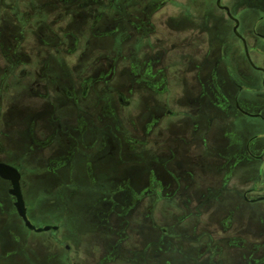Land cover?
<instances>
[{"label": "flooded vegetation", "instance_id": "flooded-vegetation-1", "mask_svg": "<svg viewBox=\"0 0 264 264\" xmlns=\"http://www.w3.org/2000/svg\"><path fill=\"white\" fill-rule=\"evenodd\" d=\"M221 3L231 6L223 0ZM141 4L146 5V0H142ZM175 4L187 16L198 18V6L193 2ZM217 7L227 14L218 4ZM4 8L8 9V6L1 7L3 24L10 30ZM30 8L36 11H30L27 16L28 12L22 13L19 7H10L15 20L11 29L16 34L11 31L0 34V121L9 114L1 108L3 102L11 104L12 108L16 102L26 105L13 114L18 121L13 130L16 139L11 143V132H4L5 138H9L10 144L16 148L12 145L1 147L0 152L7 156L0 157V162L19 170L22 193L23 188H27L31 180L34 181L35 193L30 204H27L23 193L27 215L29 210L37 214L49 212L51 208L58 220L70 223L77 215L73 212L83 216L99 211L101 218H113L118 215L126 217L134 210L135 217L139 213L148 222L152 207L159 204L165 212L170 210L173 213L175 210L181 213V223L184 218L202 214L199 207L205 203L207 196H210L208 202L222 198L227 213L224 225L214 224L206 235L198 234L197 240H192L194 247L207 239L205 243L208 253L212 254L210 257L219 254L215 249L221 250L223 264H232L238 258L241 264H264V128L256 127L248 131L237 117V113H241L264 120L263 112L250 111L244 106L251 96L264 93V63L253 55L257 52L262 56L264 52L257 45L250 46L248 38L243 35L236 36L242 48H230L227 55L224 48L230 44L219 41L222 52L215 55L211 49L215 38L207 33V58L198 63L192 59L191 51L186 54L176 51L173 54V50L163 48L161 38L155 41L146 36V46L134 42L130 53L122 59L123 64H131L127 72H120L115 61V65L102 63L98 74L85 75L94 67L90 61V65L82 68L73 65L77 69V78L71 83V70L65 63V53L79 52L78 57L86 60L87 52H104L102 46L112 34L71 36L74 32L68 31L57 38L52 34V47L39 49L38 7L30 2ZM206 9L202 12L204 17ZM69 14L70 9L64 15L69 18ZM174 19L178 21L180 16ZM206 21L208 24L209 21ZM65 26L66 23L59 29L66 31ZM185 30L190 33L187 38L190 47L198 45L199 25L187 26ZM178 31L183 32V29ZM257 34L264 38V34ZM117 36L114 50L118 52L127 36ZM74 41L76 47L71 53L68 47ZM43 42L49 45L48 41ZM142 48H146L149 59L137 55ZM151 52L155 55H150ZM170 54L176 58L168 61ZM89 55L93 57L92 53ZM211 56L216 57L217 63L222 62L234 70H239V60H246L257 72L253 75H262L258 90L251 87L244 90L243 83L237 81L234 93L229 89L233 95L217 103L221 109L227 110L228 118L233 120L239 133L235 135V140L231 139L230 145H235L238 152L233 159L229 157L225 161L227 171L217 197L208 194L216 183L207 175L213 173L215 151H218L216 144L219 143H216L215 132L209 129L214 124L207 117L209 105L204 102L206 88L198 76V69H204ZM183 57L190 58L183 62ZM168 68L170 71L177 68L173 80L168 76ZM172 84L174 96L159 103L160 113L146 124V97L153 94L161 98L170 91ZM231 172L237 173L232 181ZM0 181L8 183L7 191L13 198L18 216L22 218L15 204L17 198L10 193L11 180L0 175ZM202 189L207 191L206 195L200 193ZM86 193L88 199L82 200V194ZM61 197L66 199L60 212L54 206ZM111 201L115 204L109 203ZM138 204L142 210L138 208L137 213ZM226 206L230 208L227 210ZM210 207L211 204H208L207 210ZM211 213L208 212V217H212ZM249 219H254V225L248 224ZM102 221L97 225L89 224L86 228L68 224L67 237L87 232L102 235L117 233L114 226L102 224ZM149 222L150 227L159 230L160 240L172 235L170 229L156 219ZM51 225L61 228L59 224ZM219 232L220 235H216ZM174 233L172 237H181L179 229ZM65 248L69 250L71 245L67 243ZM65 258L69 260L70 257L65 253Z\"/></svg>", "mask_w": 264, "mask_h": 264}, {"label": "rangeland", "instance_id": "rangeland-1", "mask_svg": "<svg viewBox=\"0 0 264 264\" xmlns=\"http://www.w3.org/2000/svg\"><path fill=\"white\" fill-rule=\"evenodd\" d=\"M30 2L38 7L37 43L39 49H50L52 47L51 43L54 42L52 34H54L55 38L68 31L74 32V35L71 36H75V34L79 36H94L100 33L112 34L107 37L108 40L102 46L104 52H99V54L91 52L93 57L89 55L91 54L90 52H87L86 60L78 57L79 52L76 54L65 53L67 59L65 63L68 69L71 70V83L77 78V69H74L73 65L82 68L85 65H90V61L94 67L86 71L85 75L98 74V71L102 68V63H114L115 65V61L118 62L120 72H127L131 64L129 62L123 64L122 59L130 53L134 42L138 41L143 46H146V36H151L154 40L161 38L163 48L173 50V54L176 51L177 53L182 51V54L191 51L192 59L198 63L205 61L207 58V33L208 36H214L215 38V44L211 46L215 55L220 51L222 52V44L219 41L230 44L229 47L226 45L224 48L227 55H229L230 48L232 50L233 48H242L238 44L237 35L233 30L234 21L226 13L218 9L216 0H146V5L141 4L142 0H0V34L3 35L4 32L8 31L16 34L14 29H11L15 20L9 9L14 6L19 7L22 13L28 12V16L30 11L31 13L36 11L31 10ZM191 2L198 6V18L187 16L180 10V6L175 4ZM223 3L231 5L232 13L240 20L239 31L248 38L250 46L257 45L264 52V38L257 34V32L264 34V0H223ZM5 4L8 6V9L4 8L8 17V23L6 24H8L10 30L5 28L2 20L1 7H4ZM205 7L207 9L204 17L202 12H204ZM69 9L70 17L68 18L64 14ZM176 16H180V20L176 21L174 19ZM206 20L209 21L208 24ZM64 23H66V31L59 29ZM196 24L199 25L198 45L190 47L187 39L190 33L185 28ZM179 28H182L183 32L178 31ZM120 34H124L127 37L122 40V46L120 45L122 49L117 52L114 50V43L118 37L117 35ZM258 39L260 40L259 42L257 41ZM43 41H48L50 46ZM75 47V41L70 42L68 49L73 53L72 50ZM137 53V55L140 54L139 56L146 58L145 60L149 59L146 57V48H142ZM153 54L155 55V52H151L150 55ZM253 55L254 58L262 60L264 63V54L260 56L259 53L253 52ZM175 58L176 56H171L170 54L167 60H174ZM186 58L190 57H183V62H187ZM213 58L215 59L214 61L217 60L216 57L211 56L205 62L204 69H198V76L200 80L204 81V87L206 88L204 102L209 105L206 110L208 113L207 117L210 123L214 124V127H208L215 132L216 143H219V145L216 144L218 151H215L217 155L213 173H210V175L206 174L216 183L213 190L208 192V194L217 197L218 192L221 191V182L227 171L224 166L225 161L229 157L233 159L238 152L237 147L233 144L230 145V143L236 139L235 135L239 134L233 120L228 118L227 110L221 109L217 103L224 100L225 97L233 95L237 87L235 86L237 81L243 83L244 90L247 87L258 90L257 88L261 86L262 75L260 77L253 75V73L257 74V72L249 66L246 60H239V70L232 68L231 70L222 62L217 63L218 60L214 62ZM0 64L2 63L0 62ZM175 69L170 71L168 68V76L171 80H173L175 75ZM258 78L260 79L257 81ZM229 89H232L233 93H229ZM174 92L175 89L172 84L170 91L165 96L160 98L158 95L150 94L146 97V124L153 116L160 113L157 105L164 103L169 96L172 98ZM198 96L201 97V94H198ZM14 104L13 108L11 104L6 102L1 105L3 111L10 114L5 120L0 121L1 151V147H10L12 145L9 142V138L4 136L6 130L11 132V143L16 139L13 130L16 128L18 121H16V116L13 114L19 108L26 106L19 105L18 102H16V105ZM244 106L250 111L264 113V93L257 97L251 96V100L244 102ZM237 117L238 122H241L242 127L247 128L248 131L256 127L264 128V120L260 117L241 113H237ZM230 120L232 122H229ZM204 125L206 126V124ZM175 130L176 127L173 128V131ZM140 135L143 138V134ZM229 145L230 147H228ZM13 147L16 148V146ZM6 156L4 152H0V157ZM229 175H231V181L237 177V173L233 174L231 172ZM33 183L34 181L31 180L27 188H23L27 204H30V201L34 198ZM8 186V183L0 181V264H223L224 262L223 253L219 249H215V252H219L218 255H215V253L214 257H210L212 254L208 253L205 243L207 239H203V243L196 244L197 247H194L193 242L194 239L197 240L198 234L203 236L204 234L206 235L208 230H212V225H224L223 220L227 213H225L224 203L221 201L222 198L208 202L207 200L210 196H207L205 203L199 207L202 214L199 217L184 218L181 223V213H177L175 210L173 213L170 210L165 212L163 206L154 205L150 220L156 219L160 224L167 226L170 229L169 233H172V235H167L160 240L159 230L156 231L150 227V220L147 222L137 212L138 208L142 210V206L139 207L140 203L135 209L138 213L136 215L137 218L134 210L131 215L126 217L118 215L113 218H101L99 211L83 216L73 212L77 215L72 219L73 222L70 223L65 220H58L56 212L51 208L49 212L43 211L44 213L37 214L29 210V218L37 226H43L51 222V224L61 225L58 230H31L24 224L23 219L18 216L13 204V198L7 191ZM200 193L206 195L207 191L202 189ZM203 194L201 195L203 196ZM82 195V200L88 199L87 193ZM64 198L66 199V197H61L55 203L54 209L61 212ZM109 203L115 204L113 201ZM208 204H211V209L207 210ZM143 208L146 210V202L143 203ZM229 208L226 206L227 210ZM208 212L211 213L212 217H208ZM109 219H111V222ZM101 220H104L102 224L104 222L108 226H114L117 233L102 235L87 232L75 233L71 238L67 237L66 226L68 224L86 228L89 224L97 225L101 223ZM155 224L160 227L158 223ZM248 224L254 225V219H249ZM130 226L133 228H128ZM179 226L181 228H178ZM178 229L181 237H172L175 234L174 231ZM123 230L126 232H123ZM216 235H220V232ZM67 243L71 245L69 250L65 248ZM65 253L67 256L69 255V260L65 258ZM239 260L241 259L238 258L236 262L231 263L241 264Z\"/></svg>", "mask_w": 264, "mask_h": 264}, {"label": "water", "instance_id": "water-1", "mask_svg": "<svg viewBox=\"0 0 264 264\" xmlns=\"http://www.w3.org/2000/svg\"><path fill=\"white\" fill-rule=\"evenodd\" d=\"M217 4L221 8L225 9L228 16L234 20L235 23L233 25V30H234L235 34L237 36H243V34L239 31L240 20L232 13L230 7L228 5H223L221 3V0H217ZM244 41H245V39H244ZM245 48L247 51V55L250 58L248 45H247L246 41H245ZM253 64H254V62H253ZM0 175L4 178L11 180L12 187L10 188V193H12L13 195L16 196L17 200H16L15 204L19 210L20 215L22 216V218L25 222V225L29 229L35 230V231H49L51 229H58V227H59L58 225L47 224L44 226H37L36 224H34L30 220L29 216L27 215L26 204H25V200L23 197V193H22L21 181H20V172L16 167H14L13 165H10L8 163H5V162H0Z\"/></svg>", "mask_w": 264, "mask_h": 264}]
</instances>
